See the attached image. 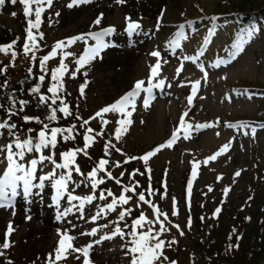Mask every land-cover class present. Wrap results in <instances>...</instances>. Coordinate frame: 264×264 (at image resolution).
<instances>
[{
    "label": "rangeland",
    "instance_id": "374dc122",
    "mask_svg": "<svg viewBox=\"0 0 264 264\" xmlns=\"http://www.w3.org/2000/svg\"><path fill=\"white\" fill-rule=\"evenodd\" d=\"M69 2L70 0H53L52 7L47 8L42 14L43 23L40 32L43 33V39L40 40L38 37V43L42 42L48 45L43 56L48 54L56 42L64 36L66 38L74 37L77 33L107 25H115L117 29L113 36L105 37V40L115 42L125 53L120 60L114 62L97 58L90 66L81 69L76 73L75 78H72L71 73L76 68L75 59L82 53L85 45L82 41H77L71 47L64 49V51L75 54V56L65 58L68 71L63 77L64 93L69 90L73 92L76 89L79 90L80 85L85 80L88 81L84 96L82 97L79 92L77 98L79 112L77 113L81 117L80 121L86 120L90 113L96 112L98 108H101V105L111 102L124 90L131 87L132 80L135 78L142 77L148 81L150 66L157 61L150 53L153 50L163 53L161 71L158 72L156 78L163 79L165 87L160 91H155L154 98L147 109L141 101L136 100L135 110L130 117L132 123L119 141L114 138L113 133L117 127L116 121L120 119V116L116 113L104 115V119L111 123L104 126V135L97 136L98 141L94 145L102 138H107L121 149L123 155L116 151H109L110 155L105 159L109 160L106 170L111 171L114 177L121 179V182L124 183L123 186L117 185L114 180L107 179V176L102 173L108 186L105 189H111L113 194L118 196L123 187H132L133 183L139 182L136 193L144 192L146 199L151 200L167 213L173 224L180 226L184 235H180V232L170 225H167L170 231L165 233L173 235L179 242H189L191 241L190 236L195 238L200 235L199 233L207 234L211 240L213 238V233H210L212 226L211 223L208 224L207 220L210 222L211 219H214L219 223L222 222L223 230L220 232L223 237L221 236L222 238L218 242L222 247L221 242L224 240L225 234L233 233L231 228L236 226L230 218L234 213L231 215L230 213L240 210L243 216L241 222L237 224L236 230L242 239L241 242L247 240L246 233L249 226H256L258 220L264 224V127H261L264 125L263 26L256 25L261 30L243 45V50L233 61L214 67L212 65L218 59L225 60L232 45L237 42L241 30L244 29L239 26L224 0H151L143 3L150 7L149 12H145L144 8L138 11L137 6L133 9H126L123 4L115 3V0H99L96 4L101 3L97 6L98 8L94 12L83 13L79 16L81 20L78 17H68L67 10L69 8L66 5ZM8 3L10 0H5V4ZM162 9L164 13L161 26L157 30V17L160 16ZM20 11H23V6L19 2L0 6V23L4 24L6 28H10L13 33H20L18 28L20 22L16 19ZM57 12L60 13L59 16L55 15ZM12 13L17 14L13 16ZM100 13H103V20L99 26H96L93 21ZM213 15L219 17L215 22L216 32L208 51L195 63L190 60L183 61V69L177 75L176 69L178 65H181L182 58L186 55L195 56V51L204 37V31L209 26V21L205 18ZM125 16L138 20L144 33L133 36L131 46L129 39L124 36ZM32 18L34 19V17ZM179 21L186 22L187 34L182 47L176 49L173 54L166 44L170 41V36ZM188 22H191V27H188ZM22 39H24L23 35ZM112 48L114 47L110 49ZM59 63L60 55L58 54L51 58L47 65L54 69L59 66ZM198 65L204 66V71L208 74L206 80L204 72ZM85 71L88 73L87 76L83 75ZM197 80L200 81L198 85L200 93L195 99V106L189 111L186 122L193 126L196 124L211 126L199 130L194 129L190 138H181L172 147L159 151L149 159L147 165L136 159L138 161L136 167L139 170L138 178H135L136 175H130L123 165L132 167L135 160L124 163L125 159L134 156V154H139L140 157V154L152 144L161 141L174 131L179 121L178 113L186 107L185 99L192 88V83ZM98 122L101 124L100 118L93 119L84 128L91 127L96 130ZM242 124H247L249 127H239ZM228 125L234 127H228ZM252 127L256 128L254 135L251 133ZM2 139L1 137V141ZM1 141L0 145H2ZM229 141L231 143L227 152L214 161L203 163ZM2 157L3 154L0 153V165ZM116 162H120L121 166L116 167ZM193 164L197 166V175L192 186L193 196L190 204L185 200L184 187L187 178L192 173ZM45 166L49 167L48 162L42 165V167ZM4 167L0 166V168ZM80 167L86 173L82 165ZM146 168H150L151 172H145ZM46 171L48 168L44 171L42 169L41 173ZM237 171L241 173L239 177L234 176ZM121 172H124L123 177L120 176ZM141 172L147 173V179L140 174ZM38 177L39 175L34 183H39ZM73 180L76 183L69 185V191L74 188V195L93 194L98 196L99 190L92 192L84 177L73 173ZM159 181L161 186L157 190L155 185ZM45 184L51 186L50 182H45ZM165 184L166 187L163 186ZM225 187L229 188L227 195L223 191ZM149 188L152 190L151 195L148 192ZM210 188L211 191H209ZM52 189L50 191L51 198L54 196V189L53 191ZM33 192L34 194L27 200L23 195L19 198L23 210L18 219L13 215V213L16 214L15 208L0 211V245L4 242L9 221L12 222L15 229L8 237L11 246L6 250L0 248V251L4 252V255L0 256V264H8V261H11L12 264H45L48 254H54V249L58 245V231L67 230L70 235L75 237L73 243L76 247L85 246L102 235L110 234L118 221L119 211L127 207V205L118 206L115 211L109 212L93 222L90 217L95 215L96 206H103L110 202L111 197L107 201L96 199L85 206L84 218H81V214L74 210L67 217L57 219V212L69 206L65 196L61 200V209H57L52 200L50 206L54 224L49 226L50 229H46L44 225L43 228H40L43 219L33 214L34 207H30L31 203H28L39 190L34 189ZM125 194L133 196L128 206L133 207L138 214L143 212L149 219L155 218L151 207L139 202L138 196L133 193ZM173 198H175L178 212L176 216L171 215ZM73 203L78 202L74 201ZM138 203L139 207H137ZM195 207L198 213L195 214L194 220L193 214L196 212L193 209ZM217 207L221 208V212L214 217L213 213ZM255 211L257 213L253 215L252 212ZM26 216L31 218L26 219ZM189 216L192 220L190 228L187 227ZM128 217L130 215L126 216L125 220ZM201 217L204 219L201 220ZM125 220L120 221L119 224L124 223ZM102 225H108V227H100ZM200 225L203 229L200 228ZM96 227H99L100 231L95 236L87 235L92 228ZM158 227L156 225V228ZM207 227L210 232L205 230ZM124 230L125 232L129 231L128 228ZM128 239L130 237L126 236L122 239L120 236H116L95 244L92 247L95 254L91 252L90 255L91 264H130V257L125 254L124 247ZM239 240H236L234 245H238ZM236 248L234 247V249ZM77 255V253H70L67 259L61 260L59 264H82L83 258L77 260ZM174 260L177 261V264H205L203 258L194 257L190 252L177 256ZM246 263L243 257H239L235 262V264ZM255 264H264V254Z\"/></svg>",
    "mask_w": 264,
    "mask_h": 264
},
{
    "label": "snow or ice",
    "instance_id": "6c2138e0",
    "mask_svg": "<svg viewBox=\"0 0 264 264\" xmlns=\"http://www.w3.org/2000/svg\"><path fill=\"white\" fill-rule=\"evenodd\" d=\"M12 4H16L19 2L23 6V14L26 19V27H25V38L24 43L22 45V52L25 56L31 54V60L35 61L36 51L39 49L40 45L38 43V37L40 40L43 39V33L40 32L41 24L43 23L42 14L46 11L47 8H51L53 5V0H10ZM93 0H70V2L66 5L69 9L81 5H86L92 3ZM117 4H124L126 0H115ZM5 4V0H0V6ZM35 6V7H33ZM164 10H161L160 16L157 17L156 29L159 30L161 26V19L163 17ZM13 16L16 13H12ZM59 16L60 13L57 12L55 14ZM34 17V19L32 18ZM125 28L124 32L127 34L129 39V45H132V37L139 36L144 34L142 32V25L138 20H133L130 16H125ZM142 19V18H141ZM215 19V17H213ZM103 20V13H100L96 19L93 21V24L99 26ZM188 27H191V22H188ZM184 24L179 26V30L175 34V39L169 41L166 44V47H169L173 54H175V50L180 47V40L184 39ZM261 29L257 28L256 24H251L247 28L241 30V33L238 37L237 42L232 45V51L229 53L228 59H218L216 63L212 66L219 67L221 64L229 63L236 58L240 51L243 50V45L248 42L258 31ZM215 29H209L208 34L211 36L214 33ZM116 29L114 26H108L101 28L99 31H89L87 33H81L74 37L66 38L64 41H58L52 47L51 51L39 58V64L42 72H47L48 69L45 67L47 61L51 58L56 57L58 54L60 55V63L59 66L51 70V84L47 89V92L50 93V96H45L41 93L40 84L37 83L34 87H31L28 91L30 94H38L39 96V104L45 105L47 104L49 108V112L45 113L44 119L48 122H44V119H41L38 116H30L23 115L22 119L25 123L36 122L40 124L41 127L39 131L34 130L33 128H28V133L35 132L34 136H26L21 138L20 135L17 134L18 125L14 122H10L12 116L18 115L19 113H23L25 108L28 106L29 101L25 99L17 100L15 93L7 94V100L9 101V106L6 109L7 119L0 120V129H5L8 132L10 137H13L11 142L0 145V153L3 154V158L6 161L5 169L3 170L2 175H0V208H12L14 207L13 201L20 194L19 190H22L23 196L25 200L29 199L33 194L34 189H43L45 188V182H50L51 187L55 190V194L52 197L53 203L56 205L57 209H61V200L66 196L68 205L64 207L62 210L57 212V219H62L72 214L75 211H78L81 214V218H84V210L87 204H91L94 200L99 199L101 201H107L109 197H111V201L107 202L103 206L97 205V211L95 215L90 217L91 221L95 222L101 216L106 215L109 212L115 211L118 206L128 205L129 201L133 199L132 195H126L125 193H133V195L138 196V201L144 204H147L151 207L154 219H149L145 216L143 212H141L138 217L134 218L131 222V225L124 224L122 228L119 224L120 221H124L126 216H129L132 213L131 208H124L119 211L118 221L116 222V226L112 229L110 234H105L99 237V239L94 240L82 247H76L74 245L75 237L69 234L67 230L58 231V235L60 239L58 241L57 247L54 249V254L49 253L45 264H59L61 260L67 259L70 253H77L76 259L79 260L83 257L82 264H91L89 254L90 250L95 244L102 243L106 239H112L113 237L120 236L122 239L124 237H130L128 239L127 244H125L126 255L130 257V264H177V261L171 260L166 254V247H171V245L175 244L177 241L173 238L169 241H166L162 238L165 233L170 231L171 227H175L180 235H184V232L180 229V226L177 224H173L169 219L167 213L162 211L159 207H157L151 200L146 199L144 192L136 193V188L139 187V182L132 187H123L121 190V194L115 196L111 189H102L99 191L98 196L93 194H87L84 196L74 195L73 192L75 189L73 188L69 191V185L76 183L73 180V173L84 177V179L90 182L91 191L95 192L98 186L103 185L105 183V179L103 176H100V173H104L107 176V179L114 180L117 185H121V179L116 178L112 175L111 171L106 170V165L109 164V160L101 158L96 163V165L91 168L87 173H84L77 162V157L79 154H83L84 156H88V149L94 144L95 137L91 135L94 132V129L91 127H87L86 131L83 134V146L69 148L67 150H63L59 153L60 162L53 158V152L49 151L48 154H42V150H54L58 147V138H61L63 141H73L75 140V131L76 125L73 124L70 127H50L52 122L57 121L58 116L57 113L63 114L65 118L71 116L72 113L69 109L68 103L63 98L62 93L64 92V83L63 77L64 74L68 71V65L65 64V58L68 56H75L74 53L64 51V49L71 47L77 41H82L85 45L84 50L79 56L75 59V71L71 73L72 78H75L76 73L80 72L81 69L90 66L94 60L97 58L103 59L101 53L110 47H117L114 42L111 40H105V37H111L115 34ZM94 41L93 44H89L88 41ZM17 41L14 40L8 45H0V53L5 55L11 54L12 60L10 61V65L14 66V61L16 60L18 53L14 50ZM204 43H207V38ZM202 52H198L196 56H184L181 61L180 67L176 69L177 75L183 69V61H192L195 63ZM151 56L157 58V62L155 65L150 66V75L148 77L147 86L145 87V81L138 80L134 83L133 87L127 91L123 96L119 99L115 100L112 104L107 105L97 111L93 117H90L88 120H83L80 125L81 128H84L86 125L90 123V120L100 118L101 120V130L96 132V136L104 135V126L111 123V121L104 119V115L107 113H116L120 116V119L116 121L117 127L114 130V138L119 141L122 135H124L128 131V127L131 125L132 121L130 117L132 116V112L136 107V100L144 93L143 97V106L147 109L150 106L151 100L154 98L153 89H161L165 81L163 79H154L158 76V69L160 68V53L159 51L153 50L150 53ZM167 63V61H164ZM6 67H0V74H3L6 71ZM200 70L204 72V78L207 79V72L204 71L203 65H198ZM29 74H31L32 69H28ZM87 72L83 73L84 76H87ZM39 81L43 82L45 80V76H39ZM88 81L85 80L79 87V92L81 96H84V90L87 86ZM8 81L5 80L3 84H0V88L7 87ZM200 81L197 80L192 83V92L187 97L188 104L191 105L193 101V97L195 96L198 85ZM170 86V85H169ZM50 101V104L48 103ZM17 104L19 107H17ZM53 105H58L57 107H52ZM0 108H4L3 104H0ZM188 116V112H184L179 119L178 126L174 129L171 134V137L163 144L157 146L156 148L148 151L144 155L140 157H127L124 163H128L131 160L139 159L148 164V161L151 157H153L157 152L166 148L172 147L176 140L179 138L178 133L183 130V138H190V130L195 129L199 130L205 127H210L209 124H196L191 125L186 122L185 117ZM76 119H81V117L77 116ZM228 127H234L233 125H228ZM242 128H248L249 125L242 124L239 125ZM264 127V125H261ZM256 132V128H251V133L254 135ZM247 135V133H245ZM219 135V133H218ZM231 141L229 143L224 144L220 149L213 155L209 156L203 163L207 164L209 161H214L217 157L221 156L223 153L227 152L229 149ZM109 149H114L116 152H121V149L117 148L111 140L105 141L104 144V155L109 156ZM26 154H32L34 158L26 160ZM90 158V157H89ZM26 161V162H25ZM45 162H49L53 165L52 170L48 171L46 174L39 175V183H34L37 179L38 167L44 165ZM116 167H120V162H116ZM42 170V168H41ZM57 170H62L57 172ZM138 170H135L130 175H135ZM145 172L150 173L151 169L146 168ZM143 175L144 173H140ZM192 177L194 178L197 175V166L193 164L192 167ZM241 175L240 171H237L234 176L239 177ZM120 176H124V172L120 173ZM150 178V177H149ZM220 179V177H218ZM78 187L79 184L77 183ZM166 187V184L163 185ZM192 186V179L188 181V190L190 195V190ZM211 191V188L209 189ZM224 194L227 195L229 192V188H224ZM149 195H151V188L148 189ZM251 199V197H250ZM77 201L78 203H73ZM140 204H137L139 207ZM221 212V208L217 207L213 213L215 217L217 214ZM15 215V213H13ZM172 216L178 215L176 210V201L173 198V210L171 213ZM30 216H26V219H30ZM162 218V219H161ZM204 217H201L203 220ZM249 219V218H246ZM191 216L188 218L187 227H191ZM156 225L159 227L156 228ZM100 227H108V225H102ZM125 228H128L129 231L125 232ZM14 228L12 222L9 221L7 229L5 231V239L0 248L8 249L11 246V242L8 237L14 232ZM100 231L99 227L92 228L87 235L95 236L97 232ZM236 230L233 229V234H235ZM229 239H232V235L229 236ZM236 239L239 240L240 237L237 235ZM238 247V245H228V248ZM4 252L0 251V256H3ZM39 259V257H38ZM8 264H12L11 261H8Z\"/></svg>",
    "mask_w": 264,
    "mask_h": 264
},
{
    "label": "trees",
    "instance_id": "16d2710c",
    "mask_svg": "<svg viewBox=\"0 0 264 264\" xmlns=\"http://www.w3.org/2000/svg\"><path fill=\"white\" fill-rule=\"evenodd\" d=\"M227 8L231 9L233 12V16L239 26L242 25L244 27H248L251 24H261L264 29V0H224ZM11 3V2H10ZM8 4H4L3 6H8ZM17 14V13H16ZM19 25L20 33H13L12 30L6 28V26L0 23V45H8L12 41L16 40L17 43L15 45V51L18 53L16 60L14 61V66L10 65V61L12 60L11 54L5 55L0 53V67H6V71L3 74H0V84H3L5 80L8 81L7 87L0 88V104L4 105V108H0V120L7 119L6 109L9 106V101L7 100V94L14 92L17 100L25 99L29 101L28 106L25 108L23 113H19L18 115L12 116L10 122H14L18 125L17 134L24 138L33 133H28V128H40L41 125L36 122L25 123L22 119V116L27 114L30 116H38L41 119H44L45 113L49 112V108L47 104L40 105L39 104V96L38 94H30L28 91L31 87H34L37 83L40 84L41 93L45 96H50L51 94L47 92L48 87L51 84V68L48 67L47 63L45 67L48 69L47 72H42L39 64V58L43 55V52L47 49L48 45L41 43L39 49L36 51L37 59L35 61L31 60V54L25 56L22 52V45L24 43V39H22V35L25 38V27H26V19L23 14V11H20L17 18ZM22 33V34H21ZM31 68L32 72L29 74L28 69ZM44 75L45 80L43 82L39 81V76ZM63 98L69 105V109L72 113L71 116L65 118L63 114L57 113L58 119L55 122H52L50 126L53 127H70L71 125H76L75 131V140L73 141H63L61 138H58V147L52 152L59 155V153L63 150H67L69 148L82 147L83 146V134L85 129L81 128L80 120L76 119L78 116V107H77V98L78 92L74 91L71 93H67V95H63ZM50 104V101L48 102ZM58 105H53L52 107H57ZM17 107L19 105L17 104ZM78 112V113H77ZM44 122H48L44 119ZM2 132L6 131L5 129H1ZM7 137H10L7 132ZM10 141L13 137H10ZM104 144L105 141H100L96 146L92 145L88 149V156L77 157V162L82 163L85 170L89 171L99 159L103 158L104 155ZM49 151V150H48ZM139 153V152H137ZM90 157V158H89ZM136 162V161H135ZM135 168V163L133 164ZM133 168V169H134ZM145 178V173L143 175ZM147 179V178H146ZM101 188L106 187V184L100 185ZM156 189L160 188V184L156 183ZM262 209V208H261ZM196 213L193 214L195 220V214H197L196 207L193 209ZM236 211V210H235ZM234 213V215L230 216L232 223L236 226L231 228L236 230L237 224L242 220V214L240 210L236 212H231L230 215ZM257 211L252 212L255 215ZM131 216L126 221L127 223H131L134 218H136L137 214L134 210H132ZM207 220V218H206ZM199 222V220H197ZM208 224L211 223L212 230L209 231L207 227L205 230L207 232L213 233V238L210 240L207 234L200 235L198 237L193 238L190 236L191 241L179 242L174 238L173 235L162 236L163 239L169 241L171 239H175L177 242L171 247H166L165 254L171 259L177 258V256L184 255L187 252H190L192 256H199L203 258L205 264H235V262L239 259V257H243L246 260V264H255L264 254V224L258 220V224L256 226H249L247 229V240L242 241V239L238 242V247L234 249L228 248V245H234L236 236L239 232L227 233L224 236V240L221 242L222 247L218 244L219 240L223 237V234L220 232L223 230L222 222L219 223L217 220L211 219L210 222L207 220ZM201 226V225H200ZM200 228L203 229L201 226ZM199 228V229H200ZM200 229V230H202ZM225 231V230H224ZM232 235V239H229V236ZM250 235V236H249ZM222 236V237H221ZM241 242V243H240ZM227 257V260H226Z\"/></svg>",
    "mask_w": 264,
    "mask_h": 264
},
{
    "label": "bare ground",
    "instance_id": "6f19581e",
    "mask_svg": "<svg viewBox=\"0 0 264 264\" xmlns=\"http://www.w3.org/2000/svg\"><path fill=\"white\" fill-rule=\"evenodd\" d=\"M98 1L99 0H96V1L93 0V2L90 4L81 5L78 7L74 6L73 9L67 10V15L69 18L78 17V19L81 20L79 16H81L83 13L94 12L98 8L97 6L101 4L99 3L98 5H96ZM149 1L151 0H126V3H124L123 6H125L126 9H129V8L133 9V7L137 6L138 11L140 9L143 10L144 8L145 12H149L150 7L148 5L143 4ZM151 4H154V3L151 2ZM110 48L106 49L105 51L101 53V56L103 57L104 61H108V62L118 61L125 54L124 51L121 50L122 48H119V46L114 47L112 49ZM51 189L52 187L50 185L45 184V188L38 189L39 192L34 196L33 199L28 201V203H31L30 207H34L33 214L43 219L40 225V228H43V225H44V228L50 229L49 226L51 224H54V220L53 218H51V209H52V207L50 206L52 203V198L50 194ZM19 191H20V194L18 198H20V195L23 194L21 190ZM15 209H16V214L14 215V218L18 219V217H20L21 215V211L23 210L22 203L18 201L17 204L15 205ZM92 254H95L94 249H92Z\"/></svg>",
    "mask_w": 264,
    "mask_h": 264
}]
</instances>
